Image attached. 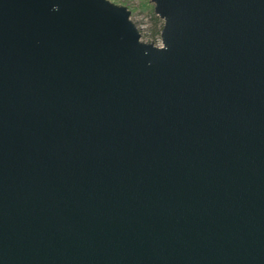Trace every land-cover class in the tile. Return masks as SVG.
Returning <instances> with one entry per match:
<instances>
[{
    "label": "water",
    "instance_id": "95a60500",
    "mask_svg": "<svg viewBox=\"0 0 264 264\" xmlns=\"http://www.w3.org/2000/svg\"><path fill=\"white\" fill-rule=\"evenodd\" d=\"M0 0V264H264V0Z\"/></svg>",
    "mask_w": 264,
    "mask_h": 264
},
{
    "label": "rangeland",
    "instance_id": "374dc122",
    "mask_svg": "<svg viewBox=\"0 0 264 264\" xmlns=\"http://www.w3.org/2000/svg\"><path fill=\"white\" fill-rule=\"evenodd\" d=\"M110 3L127 8L130 20L141 35L142 41L158 43L163 21L154 13L151 0H107Z\"/></svg>",
    "mask_w": 264,
    "mask_h": 264
},
{
    "label": "built area",
    "instance_id": "2783aa9c",
    "mask_svg": "<svg viewBox=\"0 0 264 264\" xmlns=\"http://www.w3.org/2000/svg\"><path fill=\"white\" fill-rule=\"evenodd\" d=\"M140 36H141V35H140ZM141 41H142V38H141ZM142 42H143V41H142ZM144 43H147V42L144 41ZM150 43L153 44V45L156 46V47H161V44H162V43H161V38H160V41H159L158 43H153L152 41H150Z\"/></svg>",
    "mask_w": 264,
    "mask_h": 264
}]
</instances>
